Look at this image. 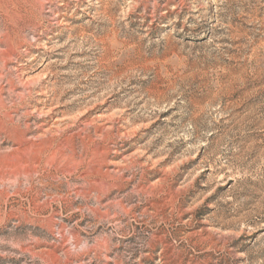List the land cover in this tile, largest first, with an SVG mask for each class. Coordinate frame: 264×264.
Here are the masks:
<instances>
[{
  "label": "rangeland",
  "instance_id": "374dc122",
  "mask_svg": "<svg viewBox=\"0 0 264 264\" xmlns=\"http://www.w3.org/2000/svg\"><path fill=\"white\" fill-rule=\"evenodd\" d=\"M0 264H264V0H0Z\"/></svg>",
  "mask_w": 264,
  "mask_h": 264
}]
</instances>
